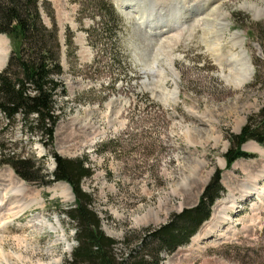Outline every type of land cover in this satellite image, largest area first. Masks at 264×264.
Masks as SVG:
<instances>
[{
	"label": "rangeland",
	"instance_id": "rangeland-1",
	"mask_svg": "<svg viewBox=\"0 0 264 264\" xmlns=\"http://www.w3.org/2000/svg\"><path fill=\"white\" fill-rule=\"evenodd\" d=\"M42 1L54 10L63 43L62 117L45 144L0 114V150L33 158L50 178L54 152L86 158L93 174L81 184L104 231L118 240L131 235L135 247L143 229L195 206L220 169L225 191L210 218L189 243L163 252L161 264H264V143H244L253 156L231 166L225 158L232 135L264 107V0H111L118 22L109 21L103 0ZM3 37L0 71L13 49ZM8 175L41 202L13 219L5 212L15 199L8 192L0 264H65L77 244L63 211L76 201L62 197L66 182L40 186L3 164L0 195ZM254 188L262 197L246 192Z\"/></svg>",
	"mask_w": 264,
	"mask_h": 264
},
{
	"label": "trees",
	"instance_id": "trees-1",
	"mask_svg": "<svg viewBox=\"0 0 264 264\" xmlns=\"http://www.w3.org/2000/svg\"><path fill=\"white\" fill-rule=\"evenodd\" d=\"M103 1L109 9V21L118 22L111 0ZM45 8L49 11L51 26L44 22ZM0 33L7 35L13 43L8 62L0 72V114L9 124L19 119L29 134H40L45 144H52L62 117L56 97L65 93L64 83L60 80L64 71L61 62L63 43L54 10L42 0H0ZM67 43L73 45L71 36ZM249 140L264 143V107L248 118L240 133L232 135V146L225 154L228 166L239 158L253 156L242 150ZM0 154L4 157L0 165L9 164L28 182L44 186L65 181L71 186L76 201L63 211L75 224L77 244L65 264H161L163 252H174L190 242L210 218L213 205L225 191L222 171L217 169L195 206L173 214L159 227L143 229L135 247L131 235L118 240L104 231L102 218L92 206V194L81 184L93 174L86 158L63 157L54 152L56 168L50 178L31 157L6 154L3 150ZM122 245L129 248L127 253L119 249Z\"/></svg>",
	"mask_w": 264,
	"mask_h": 264
},
{
	"label": "bare ground",
	"instance_id": "bare-ground-1",
	"mask_svg": "<svg viewBox=\"0 0 264 264\" xmlns=\"http://www.w3.org/2000/svg\"><path fill=\"white\" fill-rule=\"evenodd\" d=\"M206 1H209V0H206ZM198 3L199 2H197L196 4L198 5ZM126 4H128V1L123 2L122 8L123 7H127L128 5H126ZM205 5H206V3L204 2L203 5H202V7L205 6ZM192 8L195 9V6L192 7ZM175 21H177V20H175ZM176 23H178V22H176ZM177 26H179V25H177ZM177 26H175V24H174V26H171L170 27V30L177 31V29H178ZM149 32H151V31L149 30ZM5 42L6 41H5L4 37H0V65L3 64L4 61H5L4 60L5 58H3L4 55H3V53H1V51L2 52L4 51ZM1 57L3 59H1ZM251 75H252V70L248 69L246 71V75L244 76V81H247L251 77ZM7 178H8L7 180L9 181L8 188L6 189V192L3 191L4 193L2 195H0V212L3 211L2 210V205L4 204V200L8 197V192H9L11 194V196H14L15 197V199L11 202L10 206L5 209V212L7 214H10L13 217V219H16V218H19L24 213L25 209H27L29 206H31V204H33V203H39V202H41V199L38 196L37 197H35L34 195L32 196V193L31 194L30 193L28 194V191L25 188V186H23L22 184H19L17 181H15L14 180V177H12L11 175H8ZM246 192L248 194H250V193L251 194H254L255 193V194H257V196H261L262 195L261 194V191L258 190L257 188H254V192L253 191H250V192L249 191H246ZM27 195L28 196L31 195L30 196L31 199L29 201H22V199L20 200V197H23L25 199ZM61 195L66 200L73 199L72 198L73 197L72 196V193H71L70 188H69V186L67 184H66V186L63 187V189L61 191ZM222 218L223 219H227V218H224V217H222ZM11 221L12 220H8L7 219L5 222L8 223V222H11ZM221 223H222V221L220 219L217 220V223H215V227H216L215 228V232L221 230ZM3 224H4V222H0V227H2V226L5 225V224L4 225Z\"/></svg>",
	"mask_w": 264,
	"mask_h": 264
},
{
	"label": "water",
	"instance_id": "water-1",
	"mask_svg": "<svg viewBox=\"0 0 264 264\" xmlns=\"http://www.w3.org/2000/svg\"><path fill=\"white\" fill-rule=\"evenodd\" d=\"M4 35L3 34H0V37H3ZM1 72V71H0ZM65 183V182H64ZM65 184H67L68 186H69V188H70V190H71V192H72V194H73V196L75 197V195H74V193H73V191H72V188H71V186L66 182Z\"/></svg>",
	"mask_w": 264,
	"mask_h": 264
}]
</instances>
